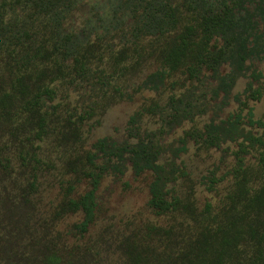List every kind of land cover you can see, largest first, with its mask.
I'll return each instance as SVG.
<instances>
[{
  "label": "trees",
  "instance_id": "trees-1",
  "mask_svg": "<svg viewBox=\"0 0 264 264\" xmlns=\"http://www.w3.org/2000/svg\"><path fill=\"white\" fill-rule=\"evenodd\" d=\"M84 1L0 0V167L6 172L9 158L3 153L8 147L1 141V132L8 125H14L9 130L13 137L24 136L19 157L24 166L36 163L35 171L41 164L35 142L51 131L58 133L64 145L67 137L79 139L85 116H62L60 103L52 102L65 83H88L92 59L101 61L104 56L89 45L87 35H77L66 27ZM122 8L131 13L133 25L125 39L128 44L116 53L114 64L132 60V53L142 57V46L148 43V55L154 56L158 68L138 90L151 91L160 100L151 101L130 117L129 140L101 138L69 163L76 177L67 182L57 217L82 213V221L74 224L73 230L79 237L87 234L96 219L102 179L105 175L122 177L130 167L136 178L152 173L148 207L154 215L179 212L192 220L186 229L159 230L167 241L164 253L156 246H137L133 237H127L123 247L130 264H264V124L255 119L249 105L260 100L263 89V73L257 64L264 63V0H126ZM105 32H110L109 27ZM223 66L228 67L226 73ZM244 77L249 79L245 88L233 94L238 80ZM232 101L236 111L220 118L219 113ZM209 108L214 109L215 116L202 130L185 132L178 146L161 141L175 127L194 122ZM144 115L155 117L158 129L143 132ZM246 126L262 128V134L254 135ZM188 141L203 149L238 143L236 165L231 171L234 187L218 213L211 203L197 212L193 203L169 197L168 187L187 176L180 160ZM253 150L259 152L254 174L245 163ZM82 179L90 188L73 198ZM35 182L33 174L27 189L22 188L25 203L30 191L35 190ZM219 183L214 176L208 178L207 190L214 191ZM10 197L7 195L12 201ZM180 248L184 250L178 258L175 254ZM41 256L22 259L21 264H65L54 248H44ZM73 260L66 264H73ZM75 263L81 264L79 259Z\"/></svg>",
  "mask_w": 264,
  "mask_h": 264
},
{
  "label": "rangeland",
  "instance_id": "rangeland-1",
  "mask_svg": "<svg viewBox=\"0 0 264 264\" xmlns=\"http://www.w3.org/2000/svg\"><path fill=\"white\" fill-rule=\"evenodd\" d=\"M125 1L85 0L66 22L68 31L77 35L84 33L89 37V45L104 54L101 61L92 59L88 83H65L52 102V105L60 103L58 112L62 116H73L74 119L79 115L85 116L79 139L74 141L67 137L63 140L66 142L64 145L58 133L51 131L42 141L35 142L34 145L39 147L35 150L36 158L41 162L40 169L35 171L36 163L24 166L19 157V143L24 136L20 134L15 138L10 134L9 130L14 129V125H8L1 132V141L8 147L3 155L9 158L7 172L0 167L2 264H21L22 259L29 258L41 259V252L46 247L54 248L65 264L74 257L81 264H130L123 247L127 237H133L137 246H156L158 252L164 253L167 241L164 233L158 234L159 230L170 227L186 229L192 221L188 215L179 212L161 217L154 215L148 207L149 184L153 175L145 173L136 178L130 167L122 177L104 176L97 193L96 219L84 236L79 237L73 230V225L82 221V213L68 214L61 219L56 215L64 199L67 182H73L76 177L69 163L91 150L92 145L101 138L108 137L118 142L128 139L130 117L151 101L160 100L159 95L151 91L138 90L146 77L158 68L154 56L148 55V43L142 46V57L132 53V60L119 66L114 64L113 58L118 56L116 53L128 44L125 39L130 37L133 25L131 13L122 8ZM106 26L110 30L107 34ZM137 62V66L130 69L131 64ZM257 67L263 73L262 94L260 100L250 101L249 105L253 108L255 119L264 124V63L257 64ZM227 71L228 67L223 66L222 72ZM248 81V77L240 78L233 94L241 93ZM236 108L232 101L219 113L220 118H227ZM214 116V109L209 108L205 114L195 117L194 122L186 121L175 127L161 141L178 146L177 141L184 137L185 132L193 128L202 130ZM141 127L143 132L154 131L159 124L155 117L144 115ZM245 128L254 135H261L263 131L259 127ZM238 148V143L227 142L219 149H203L188 141V149L180 160L187 176L168 187L169 197L173 195L184 202L193 203L197 212L211 203L213 211L218 213L234 187L235 178L231 171L236 165L235 152ZM258 160L259 152L255 150L245 157L250 173L254 174ZM33 174L37 177L36 187L30 191L25 203L22 188L27 189ZM212 176L220 183L211 192L207 190V183ZM252 185L256 186L254 183ZM89 188V182L82 179L72 197L78 198ZM7 195H11L12 201L7 199ZM153 229L155 231L149 233ZM183 250L176 249L175 255L181 257ZM75 261L73 264H76Z\"/></svg>",
  "mask_w": 264,
  "mask_h": 264
}]
</instances>
